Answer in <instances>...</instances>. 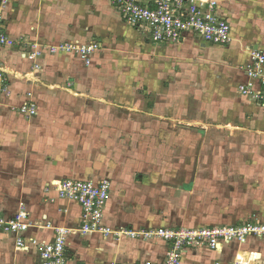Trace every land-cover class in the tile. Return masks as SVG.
<instances>
[{
  "label": "crops",
  "instance_id": "obj_1",
  "mask_svg": "<svg viewBox=\"0 0 264 264\" xmlns=\"http://www.w3.org/2000/svg\"><path fill=\"white\" fill-rule=\"evenodd\" d=\"M2 1L0 17L14 45L0 48V62L8 72L11 92L0 101V215L8 219L20 209L29 213L31 225L23 234L26 241H51L53 228L62 227L69 231L68 264L162 262L164 242L125 238L116 242L99 234H81L79 205L57 198L51 187L64 178L110 180L104 223L112 228H196L254 220L264 223V107L240 96L237 90L245 79L242 68L248 65V50L264 52V0H216L220 15L230 24L232 40L226 47L215 48L227 49L228 61L237 70L232 71L233 83L223 80L217 87L234 115L248 117L242 130L246 141L236 145L237 136L242 134L237 128L227 134L235 141L230 137L222 141L219 135L226 134L212 133L218 131L212 126L203 132L205 137L198 144L196 162L191 167L185 161L187 140L180 145V160L166 154L168 148L178 149V144L159 142L167 159L160 168L154 161L147 163L139 149L142 154L157 150L158 138L172 134L161 135L160 130L152 129L150 138L141 131L143 128L126 133V118L137 121L142 117L125 113L118 102L99 101L92 96L100 84L109 94H120L123 81L102 83L93 77L104 72L117 76L118 65H107L106 59L118 54L123 57L125 46L143 44L140 34L124 23L106 0ZM112 40L120 42L121 52L108 50ZM68 41L99 43L89 66L75 57L55 54L38 59L40 69L32 71L33 62L24 57L30 44L48 46ZM185 43L210 47L190 38ZM27 93H31L30 100L36 107L37 114L32 117L14 110L28 99ZM210 134L214 135L208 141ZM135 135L140 143L138 139L134 142ZM122 137L133 143L128 148L130 159L119 160L114 153L123 147ZM217 151L219 155L228 152V159L217 153L210 155ZM251 251L261 256L252 264H264V241L254 238L244 244H224L214 251H182L180 264H230L240 252ZM0 264H39V254L32 247L17 250L14 236L0 232Z\"/></svg>",
  "mask_w": 264,
  "mask_h": 264
},
{
  "label": "built area",
  "instance_id": "obj_2",
  "mask_svg": "<svg viewBox=\"0 0 264 264\" xmlns=\"http://www.w3.org/2000/svg\"><path fill=\"white\" fill-rule=\"evenodd\" d=\"M118 13L124 23L144 36L145 42L154 46H176L187 39H196L203 46L226 47L231 43V28L227 18L220 15L216 0H106ZM6 4V0L2 1ZM5 33L0 17V48L13 46ZM99 50L96 41L62 42L57 45L39 46L30 44L24 54L33 62L32 71L40 69L36 61L46 55L64 54L79 59L85 66L91 64L94 54ZM249 62L244 71V81L237 86L240 96L264 107V52L248 50ZM8 72L0 62V101L11 95L8 85ZM18 78V76H15ZM27 100L14 110L25 117L37 114L35 104ZM110 180L64 178L52 184L57 198L75 202L79 205V232L99 234L104 239H122L145 242H164L166 249L162 262L144 261L137 264H180V253L189 249L205 248L218 250L222 245L244 244L254 238L264 241V223L249 221L240 225H214L196 228L174 227L154 229L112 228L104 223V213L110 195ZM48 192V187L45 188ZM52 201V200H51ZM29 213L20 209L14 216L6 219L0 215V232L14 236L17 250L34 248L39 254V264H68L66 243L69 231L53 228L51 241L37 238L24 239L23 234L30 227ZM50 227V225H46ZM260 253L251 251L240 258L236 255L230 264H252L260 259Z\"/></svg>",
  "mask_w": 264,
  "mask_h": 264
},
{
  "label": "rangeland",
  "instance_id": "obj_3",
  "mask_svg": "<svg viewBox=\"0 0 264 264\" xmlns=\"http://www.w3.org/2000/svg\"><path fill=\"white\" fill-rule=\"evenodd\" d=\"M81 31L83 32V30ZM143 37L141 40L145 41ZM113 41L115 40L110 41L108 50L121 52L120 42ZM194 41L197 40L194 39ZM186 43L181 42L179 45L166 48H152L147 46L145 42L143 44L137 42L133 45L128 44L130 47H124L123 57L118 54L111 55L109 61L106 59L107 65L114 67L116 66L115 63L118 65L116 66L119 70L117 76H111L104 72L105 74L102 73L100 76L94 75L93 77L94 80L102 81V83L110 79L123 81L124 87L119 91L120 94H109L108 88L101 87L102 84H100L94 88L92 96L99 101L118 102L125 113L135 112L134 114L142 117L141 120L137 121L126 118L124 121L126 133L130 134L132 128L133 131L143 128L141 131H145V136L148 135L150 138L152 136H149V133L152 129L160 130L161 135L165 132L172 134L166 138L162 135L158 138V142L153 141L157 144L159 142H171V145L178 144V149L168 148L166 154H170L169 158L171 159L180 160L182 156L180 145L187 140L189 149L188 158L185 161L191 167L196 162L198 144H201L205 137L203 132L210 128L213 129V126L218 131L212 133L226 134L223 136L220 134L219 138L222 141H227V138L230 137L227 136L230 132L229 129L237 128L242 131L247 125L244 120L246 121L248 117L234 115L233 109L230 110L228 104H225V98L217 87L219 82L223 80L227 83L232 82V71H237L234 69L233 63L228 61L227 49H216L215 46L205 49L200 45H194V43L186 46ZM131 54L136 55V57ZM245 68L246 66L242 68L243 72ZM133 108L135 111L132 110ZM118 109L120 110V108ZM236 120L238 121L236 122ZM241 133L237 136L239 141H235L234 137H230V140L233 139L236 145L243 143L246 139L243 136V131ZM213 135L210 134L206 137L208 141ZM136 139L140 143L141 139L135 135L134 142ZM122 141L124 148L119 147L114 153L119 160L130 159L132 155L128 148L133 147L131 146L133 143L128 141L126 137H122ZM159 144L157 150L148 151L145 154H142L144 152L139 149L141 155L147 157V163L154 161L158 168L164 167V161L167 160L161 151L165 148ZM211 153L213 154L210 155L217 153L219 157L227 158L228 152L220 155L218 151ZM79 154L82 153H78V156H80ZM243 255L244 252H240L239 257L242 258Z\"/></svg>",
  "mask_w": 264,
  "mask_h": 264
}]
</instances>
